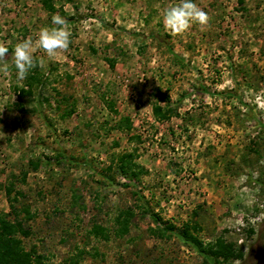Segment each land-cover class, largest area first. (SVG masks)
Here are the masks:
<instances>
[{"label": "rangeland", "instance_id": "374dc122", "mask_svg": "<svg viewBox=\"0 0 264 264\" xmlns=\"http://www.w3.org/2000/svg\"><path fill=\"white\" fill-rule=\"evenodd\" d=\"M195 2L207 23L174 34L162 10L178 0H55L68 47L34 46L18 80L15 44L53 14L0 0V214L13 183L43 264H264V0ZM37 64L44 83L20 111ZM124 154L144 169L128 187ZM187 226L210 259L183 242ZM219 239L243 256L215 257Z\"/></svg>", "mask_w": 264, "mask_h": 264}, {"label": "trees", "instance_id": "16d2710c", "mask_svg": "<svg viewBox=\"0 0 264 264\" xmlns=\"http://www.w3.org/2000/svg\"><path fill=\"white\" fill-rule=\"evenodd\" d=\"M41 3L49 14H53L57 11L55 0H41ZM64 3H74V0H64ZM62 10L63 9L60 10V13H63ZM42 77L43 75L41 74L37 64V73H35L34 76L30 75L28 77L25 87L16 88V91L19 93L18 98L20 100V104L18 107L20 111H25L22 105V99L25 97H32L34 95V85L36 84L38 85V88H40L44 83ZM165 98L168 100L167 97ZM167 102L168 105L166 107H162L160 105L154 106L153 113L156 119L167 120L174 113L175 110L171 107L170 102ZM70 114L71 112L68 113V115ZM121 122L125 123L127 128H131V123L128 118H124ZM119 126L121 127V125ZM132 159V154H124L120 156L119 163L117 164L118 173L127 180V182L124 183L125 187L130 186L131 182L139 178L140 174L144 171V169L139 168L136 163H133ZM34 166L37 168L36 164ZM13 190V183H10L7 187H5L6 195L10 201L11 211L9 213L0 214V264H43L44 257L42 255H38L36 247L31 250H27L23 244L22 238L30 235V229L24 226V220L20 215L24 212L27 219L28 216H31L27 207L20 210L16 208L15 203L19 201V195L12 196ZM12 216H14L13 219H10ZM133 216L134 213L132 211H127L120 215V218H123L122 224L125 225V228L120 230L119 234L123 235L128 232L127 224ZM152 217L155 216L152 215ZM155 220H159V217H155ZM173 228V226H169L168 230L172 232ZM97 230L98 232L103 231V229L99 226H97ZM250 232L253 231L251 230ZM180 236L184 243L197 248L198 251L205 254L208 259L211 258L209 254L213 252V248L207 249V247H204L197 236L190 232L189 226H187L186 230ZM213 254H215V257H222L224 260H229L231 258L237 259L243 256L242 252L237 251L233 243H225L221 239L217 241L216 251Z\"/></svg>", "mask_w": 264, "mask_h": 264}, {"label": "clouds", "instance_id": "9594fccd", "mask_svg": "<svg viewBox=\"0 0 264 264\" xmlns=\"http://www.w3.org/2000/svg\"><path fill=\"white\" fill-rule=\"evenodd\" d=\"M207 14L197 5L195 0H178V3L162 10V23L166 30L180 34L191 25H205ZM67 21L59 14L51 16V25L38 29L35 38H25L15 44L12 55L18 80H23L29 70L35 67L33 56L34 46H39L49 54L57 49H66L70 40V33L66 28ZM7 50L0 47V55Z\"/></svg>", "mask_w": 264, "mask_h": 264}]
</instances>
